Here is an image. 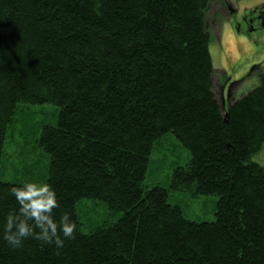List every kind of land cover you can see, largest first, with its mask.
<instances>
[{
  "label": "trees",
  "instance_id": "16d2710c",
  "mask_svg": "<svg viewBox=\"0 0 264 264\" xmlns=\"http://www.w3.org/2000/svg\"><path fill=\"white\" fill-rule=\"evenodd\" d=\"M211 1L0 0V163L18 105L57 107L37 144L53 216L76 224L62 247L34 238L9 247L3 225L21 185L0 179V264H264V165L254 161L264 151V72L221 111ZM255 10L264 17V4ZM167 133L189 152L169 189L215 197L212 222L188 221L168 189L144 186ZM83 199L122 216L83 234Z\"/></svg>",
  "mask_w": 264,
  "mask_h": 264
},
{
  "label": "rangeland",
  "instance_id": "374dc122",
  "mask_svg": "<svg viewBox=\"0 0 264 264\" xmlns=\"http://www.w3.org/2000/svg\"><path fill=\"white\" fill-rule=\"evenodd\" d=\"M221 2L227 6L223 8ZM263 4L264 0L211 1L206 23L212 36L209 44L214 71L212 92L220 109L221 98L225 100V106L238 100L258 86L259 75L264 72V26L252 23L255 9ZM227 7L234 9L235 13L230 15ZM57 115L58 108L52 105H18L3 145L2 182L18 185L45 183L49 160L48 155L38 148L37 141L42 127L55 126ZM258 155L254 161L264 165V151L262 159H258ZM188 160L189 152L167 133L153 146L143 184L148 188L168 189V204L178 206L188 221L212 222L215 197L169 189L173 170L184 166ZM75 209L83 234L112 224L122 216L121 213H110L104 203L96 200L83 199Z\"/></svg>",
  "mask_w": 264,
  "mask_h": 264
},
{
  "label": "clouds",
  "instance_id": "9594fccd",
  "mask_svg": "<svg viewBox=\"0 0 264 264\" xmlns=\"http://www.w3.org/2000/svg\"><path fill=\"white\" fill-rule=\"evenodd\" d=\"M11 194L18 207L4 220L3 240L9 247L19 248L26 239L34 238L59 248L64 245V238H73L76 224L70 214L66 212L58 220L53 216L59 205L49 184L25 182L11 188Z\"/></svg>",
  "mask_w": 264,
  "mask_h": 264
},
{
  "label": "flooded vegetation",
  "instance_id": "af4514ba",
  "mask_svg": "<svg viewBox=\"0 0 264 264\" xmlns=\"http://www.w3.org/2000/svg\"><path fill=\"white\" fill-rule=\"evenodd\" d=\"M228 11H229L230 15H233L235 13V10L232 8L228 9ZM252 23H255V24L260 23L261 25L264 26V17H263V13L261 11H256V13H254V15L252 17ZM221 90H223V88H221Z\"/></svg>",
  "mask_w": 264,
  "mask_h": 264
},
{
  "label": "water",
  "instance_id": "95a60500",
  "mask_svg": "<svg viewBox=\"0 0 264 264\" xmlns=\"http://www.w3.org/2000/svg\"><path fill=\"white\" fill-rule=\"evenodd\" d=\"M221 109L223 110V111H226L227 110V108L229 107V104L227 105V106H225V100L223 99V98H221Z\"/></svg>",
  "mask_w": 264,
  "mask_h": 264
}]
</instances>
